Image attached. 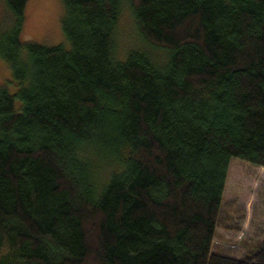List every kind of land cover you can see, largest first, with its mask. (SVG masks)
Wrapping results in <instances>:
<instances>
[{
	"label": "trees",
	"instance_id": "trees-1",
	"mask_svg": "<svg viewBox=\"0 0 264 264\" xmlns=\"http://www.w3.org/2000/svg\"><path fill=\"white\" fill-rule=\"evenodd\" d=\"M61 1L68 48L3 0L0 264H264L212 249L228 163L264 167V0ZM125 7L162 59L117 58Z\"/></svg>",
	"mask_w": 264,
	"mask_h": 264
},
{
	"label": "rangeland",
	"instance_id": "rangeland-1",
	"mask_svg": "<svg viewBox=\"0 0 264 264\" xmlns=\"http://www.w3.org/2000/svg\"><path fill=\"white\" fill-rule=\"evenodd\" d=\"M8 12L0 0V25ZM64 7L61 0H27L20 39L24 42L68 48L61 28ZM136 48L148 51L156 59L165 52L152 48L137 36L129 10L125 7L115 34V52L124 59L127 51ZM11 81L8 64L0 58V85ZM12 94L14 85L8 86ZM264 233V167L253 166L239 159L228 163L219 206L212 249L239 257L259 242Z\"/></svg>",
	"mask_w": 264,
	"mask_h": 264
}]
</instances>
